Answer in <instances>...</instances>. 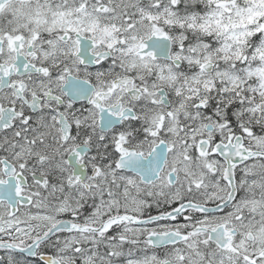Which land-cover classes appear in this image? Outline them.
I'll use <instances>...</instances> for the list:
<instances>
[{"label":"snow or ice","instance_id":"snow-or-ice-1","mask_svg":"<svg viewBox=\"0 0 264 264\" xmlns=\"http://www.w3.org/2000/svg\"><path fill=\"white\" fill-rule=\"evenodd\" d=\"M0 264H264V0H0Z\"/></svg>","mask_w":264,"mask_h":264}]
</instances>
